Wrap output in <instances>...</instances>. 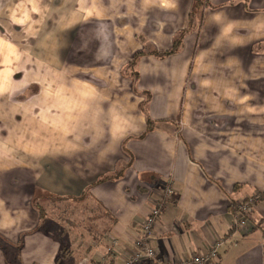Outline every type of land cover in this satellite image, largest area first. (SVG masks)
<instances>
[{
    "label": "crops",
    "instance_id": "1",
    "mask_svg": "<svg viewBox=\"0 0 264 264\" xmlns=\"http://www.w3.org/2000/svg\"><path fill=\"white\" fill-rule=\"evenodd\" d=\"M159 198L158 257L264 264V0H0V264H124Z\"/></svg>",
    "mask_w": 264,
    "mask_h": 264
},
{
    "label": "built area",
    "instance_id": "2",
    "mask_svg": "<svg viewBox=\"0 0 264 264\" xmlns=\"http://www.w3.org/2000/svg\"><path fill=\"white\" fill-rule=\"evenodd\" d=\"M166 196H170L171 190L166 189ZM259 196L254 195L245 202H240L235 206V222L240 226H245L247 222V215L252 206L258 201ZM164 200L159 198L154 207L144 220L139 231L138 238L134 242V250L132 254L127 257L124 264H140L142 260H147L152 264H209L219 256V249L222 246V241L216 243L205 255L191 256L177 261H169L157 256L154 248L150 244L149 237L151 235L152 227L158 219ZM111 244H116V240H109Z\"/></svg>",
    "mask_w": 264,
    "mask_h": 264
},
{
    "label": "trees",
    "instance_id": "3",
    "mask_svg": "<svg viewBox=\"0 0 264 264\" xmlns=\"http://www.w3.org/2000/svg\"><path fill=\"white\" fill-rule=\"evenodd\" d=\"M199 2V1H198ZM197 3V2H196ZM184 32L180 33V35L174 40L173 46L171 49L164 51V52H158V51H153L150 54L157 56L159 58H164V57H168L171 56L173 54H175L176 52H178V50L180 49L181 46V41L183 38ZM144 54V52H139L135 55V58L137 59V57L139 55ZM151 129V122L148 121V130Z\"/></svg>",
    "mask_w": 264,
    "mask_h": 264
},
{
    "label": "rangeland",
    "instance_id": "4",
    "mask_svg": "<svg viewBox=\"0 0 264 264\" xmlns=\"http://www.w3.org/2000/svg\"><path fill=\"white\" fill-rule=\"evenodd\" d=\"M144 54H146V52H144ZM134 61H136V59H134Z\"/></svg>",
    "mask_w": 264,
    "mask_h": 264
}]
</instances>
